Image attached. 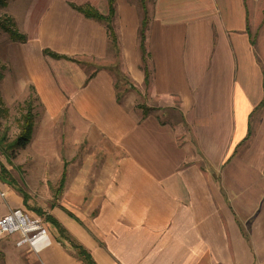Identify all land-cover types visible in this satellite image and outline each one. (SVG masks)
<instances>
[{"label":"crops","instance_id":"0c3cea01","mask_svg":"<svg viewBox=\"0 0 264 264\" xmlns=\"http://www.w3.org/2000/svg\"><path fill=\"white\" fill-rule=\"evenodd\" d=\"M76 1L3 11L26 40L3 43L0 88L42 109L19 151L32 145V175L60 169L64 186L31 208L0 164V218L21 209L48 230L34 249L1 236L0 264H84L59 227L95 264H264V13L253 36L247 0H154L143 63L134 3L114 0V43L71 7L106 15V0Z\"/></svg>","mask_w":264,"mask_h":264},{"label":"rangeland","instance_id":"374dc122","mask_svg":"<svg viewBox=\"0 0 264 264\" xmlns=\"http://www.w3.org/2000/svg\"><path fill=\"white\" fill-rule=\"evenodd\" d=\"M130 2L134 3L136 5L137 11L139 12V18H140V8L138 5V0H129ZM248 6L251 9V15H252V25L253 28L250 27V34L255 35L254 28L257 27L258 22H261L262 14L264 13V0H247ZM76 2H79L77 0ZM153 4V0H147L146 1V9L147 13L146 16L148 18V13H150V8ZM4 9H0V19L2 20L5 17V14H3ZM9 41L8 36L0 31V55H1V48L3 46V43ZM5 66V65H4ZM3 66V64L0 63V75L3 78V74L6 72V68ZM121 63L117 62V65L113 66V74L115 76V80L117 81L119 92L122 93V90L125 89H131L128 82H125L127 79L122 78L123 76L121 74ZM115 71V73H114ZM0 79V87H1V80ZM13 84V83H12ZM18 86H13L12 91H16L14 93L8 92L7 89H4L2 86V89L0 88V133L1 131H4V134L6 136V143L11 142L19 133L20 131V124L22 116L26 113L28 105L31 107L32 115L34 116L33 123H34V129H36V134L39 133V129H41V115H42V109L37 104V100L35 96H33V93H30L31 91L29 89L19 91ZM18 90V91H17ZM10 91V90H9ZM140 97L138 98L137 102L143 103L144 99ZM169 112L165 111L163 113L164 117L168 115L170 117ZM38 138L40 137V134H37ZM36 144H39L40 140H34ZM32 147V145L29 146V148L26 151H15L17 152L16 155H14L11 158L4 156L10 155V152H5L4 149H1L5 155L3 156L0 153V164L3 166H9L12 168L9 171L10 177L14 180V184L16 187L20 188L22 191H24L26 194H28L29 197V207L39 209L40 211H43L46 209L49 204L52 202H57V198L59 194L61 193L64 183L61 180L57 179V177L60 174V169H57L56 171H46L44 173V177H34L31 173V163L33 160V156L29 155L31 152L28 150ZM63 155H59L61 160H63ZM37 158V157H35ZM60 177V176H59ZM58 177V178H59ZM62 183V184H61ZM61 186V187H60ZM54 192L56 193L54 195ZM51 195V196H50ZM51 197V198H50ZM27 210V209H26ZM24 211V210H23ZM26 212V211H25ZM43 219L42 217H40ZM44 220V219H43ZM45 224V221H44ZM46 226V224H45ZM47 227V226H46Z\"/></svg>","mask_w":264,"mask_h":264},{"label":"trees","instance_id":"16d2710c","mask_svg":"<svg viewBox=\"0 0 264 264\" xmlns=\"http://www.w3.org/2000/svg\"><path fill=\"white\" fill-rule=\"evenodd\" d=\"M6 1L7 0H0V9H4L6 7ZM146 1L147 0H138V5L140 8V17H141L139 28H138V39H139V48H140L141 58H142L143 63L146 62V52L144 49L145 30H146L147 20H148L146 16V13H147ZM106 2H107V7H108V11L106 15L99 14L95 9H93L92 7L88 5H82V6L71 5V7L75 11L81 13L87 19H92V20H95L97 22L104 23L105 25H107L109 29L111 41L115 43V36L111 28V19L114 14V0H106ZM0 31L6 34L9 40H11L12 42L23 43L26 40L25 37L17 31L12 20L6 16L2 20L0 19ZM49 54L53 58H57V59L62 58L61 56L56 55V54H52V53H49ZM1 78L2 76L0 75V79ZM144 83L147 84L146 76H145ZM1 112H0V116H1ZM33 119H34V116L32 115L31 107L30 105H28L27 111L22 116V119H21L20 131L18 135L11 142L6 143L7 138L4 134V131L3 132L1 131L0 148L4 149L5 152L7 151L10 152L9 153L10 155H12L13 151L24 148L29 143L32 132H33ZM47 221L54 222L53 219L50 220L49 218H47ZM56 225L59 227L57 223ZM58 232H59V236L71 247V249L76 253L77 257L81 259L84 264H95V262L92 260L88 252L80 244L74 242L63 228L59 227Z\"/></svg>","mask_w":264,"mask_h":264},{"label":"built area","instance_id":"2783aa9c","mask_svg":"<svg viewBox=\"0 0 264 264\" xmlns=\"http://www.w3.org/2000/svg\"><path fill=\"white\" fill-rule=\"evenodd\" d=\"M12 234L19 235L16 246L27 245L34 249L48 236V230L40 217L31 216L21 209H13L0 218V237Z\"/></svg>","mask_w":264,"mask_h":264}]
</instances>
